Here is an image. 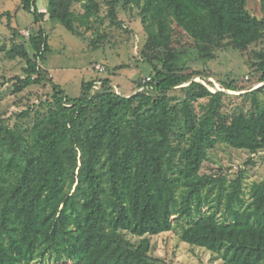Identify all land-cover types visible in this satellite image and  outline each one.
<instances>
[{
	"label": "trees",
	"instance_id": "trees-1",
	"mask_svg": "<svg viewBox=\"0 0 264 264\" xmlns=\"http://www.w3.org/2000/svg\"><path fill=\"white\" fill-rule=\"evenodd\" d=\"M74 2L48 0L43 11L20 0L35 18L28 38L12 25L13 12L0 14L21 39L4 51L25 63L13 92L52 87L9 118L0 112V264H165L152 238L173 230L174 216L188 221L182 240L221 264H264V181L247 197L244 169L232 179L202 171L219 143L248 151L250 161L264 151V18L248 0H103L120 29L119 9H139L140 55L151 71L133 95L105 79L99 88L84 81L73 98L41 65L50 46L40 21L84 33ZM84 8L89 24L102 3ZM229 48L250 54L260 86L234 94L225 90H243L234 80L212 91L195 79L211 71L188 59L206 62Z\"/></svg>",
	"mask_w": 264,
	"mask_h": 264
},
{
	"label": "rangeland",
	"instance_id": "rangeland-1",
	"mask_svg": "<svg viewBox=\"0 0 264 264\" xmlns=\"http://www.w3.org/2000/svg\"><path fill=\"white\" fill-rule=\"evenodd\" d=\"M99 1L102 3L100 15L86 24L83 22L86 0H75L73 10L77 16V25L84 31L82 34L73 33L61 23L49 18L40 21L48 35L50 46L41 65L49 71L54 82L73 98L81 95L84 81L96 80V87L99 88L101 81L105 79L111 80L112 86L119 94L133 95L142 89L138 88L139 79H146L151 71V66L140 55V46L144 42L145 34L138 16L139 9L136 6L126 10L119 9V17L124 22V28L120 29L111 24L110 18L107 17L106 4L103 0ZM37 6L40 10L47 11L48 0H37ZM247 8L253 15L264 18V0H248ZM6 10L13 12L12 25L28 38V30L36 25L34 14L25 10L20 0H0V14ZM8 24L7 16L0 19V48L3 50L0 53V112L6 118L14 111L24 108V104L29 101H36L38 96L45 99L52 93V87L47 82L45 85L30 86L21 93L13 92L15 81L11 78L24 75L22 68L25 63L20 58L9 59L5 56L4 51L10 49L13 43L21 42L20 38L13 39ZM92 24L94 28L89 29L88 26ZM93 39L95 44L100 45L98 48L95 47ZM251 61L248 52L244 54L229 48L218 52L216 59L206 62L188 59V64L211 71V77L207 79L195 78L203 80L208 88L225 89L222 88L221 80H234L243 90H225L228 93L240 94L261 85L258 84L261 73L251 70ZM98 65L103 66L105 70H100ZM21 97L23 101H20ZM14 122L15 119L10 118V123ZM251 158L250 161V154L244 149H235L226 143H219L209 150L202 171H218V174L232 179L237 177L240 169H244V188L248 193L254 182L264 181V151L253 154ZM173 221V230L152 238L153 253L156 257L162 258L165 264H221L206 248L190 245L182 240L181 235L183 229L188 226V221L176 220V216ZM128 236L133 241L138 240L131 234Z\"/></svg>",
	"mask_w": 264,
	"mask_h": 264
},
{
	"label": "built area",
	"instance_id": "built-area-1",
	"mask_svg": "<svg viewBox=\"0 0 264 264\" xmlns=\"http://www.w3.org/2000/svg\"><path fill=\"white\" fill-rule=\"evenodd\" d=\"M28 35H29V32H28ZM100 70H102V71H104L105 70V68L103 67V66H100V65H98L97 66ZM149 79V78H148ZM219 89H221V87H218ZM211 89V88H210ZM212 91H216L217 89H211Z\"/></svg>",
	"mask_w": 264,
	"mask_h": 264
}]
</instances>
